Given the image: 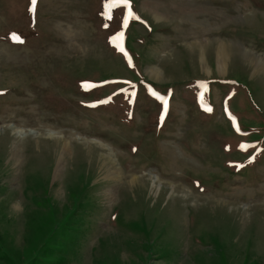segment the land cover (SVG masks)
Segmentation results:
<instances>
[{
	"label": "rangeland",
	"instance_id": "374dc122",
	"mask_svg": "<svg viewBox=\"0 0 264 264\" xmlns=\"http://www.w3.org/2000/svg\"><path fill=\"white\" fill-rule=\"evenodd\" d=\"M244 53L264 0H0V264H264Z\"/></svg>",
	"mask_w": 264,
	"mask_h": 264
},
{
	"label": "bare ground",
	"instance_id": "6f19581e",
	"mask_svg": "<svg viewBox=\"0 0 264 264\" xmlns=\"http://www.w3.org/2000/svg\"><path fill=\"white\" fill-rule=\"evenodd\" d=\"M153 1V0H152ZM148 2V1H147ZM150 2V1H149ZM156 2V1H155ZM152 3V2H151ZM149 4V3H148ZM160 8V7H159ZM158 7H156V5H153V4H149L148 5V8H147V10L149 11V13H152V14H154V17H155V19H157V20H160L161 19V14H159V11H158V9H159ZM163 10V9H162ZM155 13H158V14H156L155 15ZM225 54H226V50L224 49V48H221L220 49V52H219V57H220V64H221V67H223L224 69H225V63H224V60H225ZM244 56H246L245 58L249 61V63L253 66V68H254V70H255V72L256 73H263L264 72V63L260 60V59H258V58H256L255 56L253 57V56H251L250 55V53H244ZM152 74H156V73H158V70H156V72L154 71V70H151L150 71ZM65 147L67 148V145H65ZM66 149H64V151H65ZM107 164H109L108 163V161L105 163V165L107 166V173H110V174H112L113 175V172H111V168H113V165H111V166H108ZM112 164V163H111Z\"/></svg>",
	"mask_w": 264,
	"mask_h": 264
},
{
	"label": "snow or ice",
	"instance_id": "6c2138e0",
	"mask_svg": "<svg viewBox=\"0 0 264 264\" xmlns=\"http://www.w3.org/2000/svg\"><path fill=\"white\" fill-rule=\"evenodd\" d=\"M36 4H37V0H31V10L33 12H35V10H36ZM126 23L127 22H125V24ZM121 51H123V49H121ZM161 99H162V102H163V105H164V108H165V111H166L167 110V100L166 99H163V98H161Z\"/></svg>",
	"mask_w": 264,
	"mask_h": 264
}]
</instances>
